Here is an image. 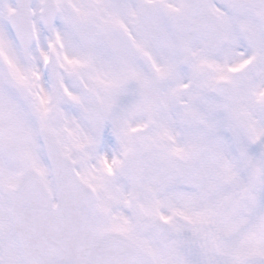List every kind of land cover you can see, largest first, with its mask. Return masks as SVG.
Wrapping results in <instances>:
<instances>
[{
  "label": "snow or ice",
  "instance_id": "6c2138e0",
  "mask_svg": "<svg viewBox=\"0 0 264 264\" xmlns=\"http://www.w3.org/2000/svg\"><path fill=\"white\" fill-rule=\"evenodd\" d=\"M0 264H264V0H0Z\"/></svg>",
  "mask_w": 264,
  "mask_h": 264
}]
</instances>
